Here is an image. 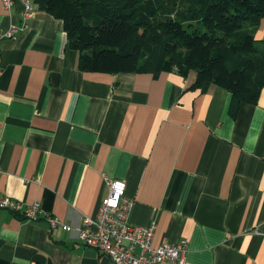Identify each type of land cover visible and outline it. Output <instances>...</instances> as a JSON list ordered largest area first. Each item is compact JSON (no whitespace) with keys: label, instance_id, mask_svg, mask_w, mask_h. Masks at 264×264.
<instances>
[{"label":"crops","instance_id":"0c3cea01","mask_svg":"<svg viewBox=\"0 0 264 264\" xmlns=\"http://www.w3.org/2000/svg\"><path fill=\"white\" fill-rule=\"evenodd\" d=\"M24 10L0 0V31L29 25L0 44V199L40 201L72 228L0 208V264H115L78 236L103 173L126 181L154 245L188 242L186 264H264V87L232 116L231 92L193 88L195 71H83L63 20Z\"/></svg>","mask_w":264,"mask_h":264},{"label":"trees","instance_id":"16d2710c","mask_svg":"<svg viewBox=\"0 0 264 264\" xmlns=\"http://www.w3.org/2000/svg\"><path fill=\"white\" fill-rule=\"evenodd\" d=\"M64 22L79 68L105 73L196 72L193 88L219 85L229 112L264 87V0H33Z\"/></svg>","mask_w":264,"mask_h":264},{"label":"built area","instance_id":"2783aa9c","mask_svg":"<svg viewBox=\"0 0 264 264\" xmlns=\"http://www.w3.org/2000/svg\"><path fill=\"white\" fill-rule=\"evenodd\" d=\"M16 0H2L5 9L10 10ZM26 17L33 15V0H22ZM26 21L22 25L11 24L0 31V44L5 38L18 40L28 28ZM1 52V46H0ZM108 194L101 200L96 215L83 217L78 227V236L82 241L109 256L115 264H158L171 261L173 264H186L188 242L165 241L154 245L155 223L150 225L132 224L130 212L134 200L126 195V181L103 173ZM0 208L22 213L28 219L37 221L45 217L51 227L70 230L72 226L52 213L46 211L40 201H23L11 196L0 199Z\"/></svg>","mask_w":264,"mask_h":264}]
</instances>
